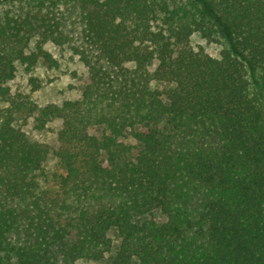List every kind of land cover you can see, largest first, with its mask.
Returning <instances> with one entry per match:
<instances>
[{
	"label": "trees",
	"instance_id": "1",
	"mask_svg": "<svg viewBox=\"0 0 264 264\" xmlns=\"http://www.w3.org/2000/svg\"><path fill=\"white\" fill-rule=\"evenodd\" d=\"M5 1L0 264L101 261L113 245L108 264H264V0H71L73 32L54 1ZM194 33L218 56L194 49ZM47 43L84 66L78 98H32L43 84L30 72L59 64ZM18 66L29 92L6 84ZM27 117L59 122L50 176L49 147L17 125ZM185 131L196 149L184 181L229 192L193 219L167 150Z\"/></svg>",
	"mask_w": 264,
	"mask_h": 264
},
{
	"label": "rangeland",
	"instance_id": "2",
	"mask_svg": "<svg viewBox=\"0 0 264 264\" xmlns=\"http://www.w3.org/2000/svg\"><path fill=\"white\" fill-rule=\"evenodd\" d=\"M34 0H23L22 2H15L11 8L17 11L21 9H30ZM56 2L58 7V17L64 21V27L66 30L73 32L78 29L80 24L77 22V14L75 4L71 0H47V5L51 7V2ZM9 3L5 0L0 3V13L3 12ZM55 7V10H56ZM190 45L197 49L201 47L205 52L212 56H218L221 44L214 43L206 38L201 37L198 33H194L191 36ZM46 47L52 51L55 57L58 59L59 64L56 68H47L42 65H38L30 73L38 76L42 80V86L32 92V98L38 105H44L47 103L60 104L65 99L78 98L82 86L86 80L85 68L78 61L76 55L70 51L55 46L51 43H47ZM28 73L23 70L22 66H18L16 75L8 80L6 84L10 87L11 91L15 90L29 92V85L27 83ZM17 125L25 132L26 136L33 141H38L49 147L50 153L47 159L43 163L44 172L49 175L56 169V159L52 154V151L58 146L57 129L59 127L58 121H51L48 125L41 130L36 129L33 126L32 117H27L17 121ZM196 149V143L194 139L189 135V131H185V134L176 138L175 141H171L167 145L172 156L173 165L175 168V177L178 184V190L181 194L180 209L184 212V217L195 218L197 217L202 203L209 197L216 196H228V191H220L215 188L201 187L198 184H187L184 178L187 175V163L191 160L192 154ZM45 181V180H44ZM41 182V185L45 182ZM49 184V183H48ZM110 236L114 243L117 242L114 231H110ZM115 253L114 245L111 251L107 253L103 260L92 261L88 259H79L76 264H108L110 257Z\"/></svg>",
	"mask_w": 264,
	"mask_h": 264
}]
</instances>
